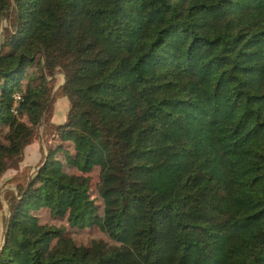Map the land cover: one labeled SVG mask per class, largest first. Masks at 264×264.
<instances>
[{"label": "trees", "instance_id": "1", "mask_svg": "<svg viewBox=\"0 0 264 264\" xmlns=\"http://www.w3.org/2000/svg\"><path fill=\"white\" fill-rule=\"evenodd\" d=\"M2 20L0 179L54 130L0 264H264V0H0ZM44 208L115 244H77Z\"/></svg>", "mask_w": 264, "mask_h": 264}, {"label": "rangeland", "instance_id": "2", "mask_svg": "<svg viewBox=\"0 0 264 264\" xmlns=\"http://www.w3.org/2000/svg\"><path fill=\"white\" fill-rule=\"evenodd\" d=\"M0 31L1 34H3V30L5 28H8V24L6 20H2L0 24ZM37 71V67L33 66L29 68V72L33 73ZM57 84L63 83L64 76L61 73L56 74ZM60 85H56L55 89L52 93L51 99H50V106L46 114V119L49 117L51 118L58 113V119L62 120L64 117L65 112L69 109L70 103L64 98V96L61 95V92L59 91ZM18 100V99H17ZM15 113H17V110H14ZM22 120L24 122L27 121V118L22 116ZM60 122V121H59ZM58 124V122H56ZM54 130V126L45 125V128L42 126L40 127L39 132L35 135L34 139L38 140L39 137H43L44 141L42 144L44 145V148H42V154L41 159L44 156V153L47 151V148L50 145L52 132ZM6 131V130H5ZM24 158V157H23ZM40 159V161H41ZM38 160V159H37ZM37 160L35 162H37ZM23 161V160H22ZM39 161V163H40ZM38 163V164H39ZM21 164V163H20ZM38 166V165H37ZM37 166H29L25 168V170H19L18 173L15 175L12 174V171H14V168L8 169L4 175L0 179V247L4 241V223L7 220L6 217H8L9 214V203L14 195L17 194V184L18 183H25L27 177L34 174L35 170L37 169ZM31 167V168H30ZM69 172H77L74 168H67ZM89 176L91 178V195L93 198H95L98 206L99 211L102 214L103 213V200L99 194V183H100V169L99 167H96L92 172L89 173ZM38 216L41 223L50 224V225H56V226H65L66 228V236L72 237L77 244H83V245H89L94 240H104L108 244L112 245L115 244V242L109 238L107 233L101 230V228L97 225L88 226L86 228H77V227H71L67 219L60 218L57 216H54L51 214L50 210L48 208L42 209L40 212H38ZM6 218V219H5Z\"/></svg>", "mask_w": 264, "mask_h": 264}, {"label": "crops", "instance_id": "3", "mask_svg": "<svg viewBox=\"0 0 264 264\" xmlns=\"http://www.w3.org/2000/svg\"><path fill=\"white\" fill-rule=\"evenodd\" d=\"M62 83V82H61ZM61 83H59L58 85H60ZM65 98V97H64ZM66 99V98H65ZM67 100V99H66ZM68 101V100H67ZM69 102V101H68ZM70 107V106H69ZM68 110L65 112L64 117L62 120H57L58 119V113L56 112V114L54 116H52L50 118V121H52L53 123H62L66 120V115H67ZM60 121V122H59ZM44 141L42 135L41 137H39L38 140H34V142H32L31 144H29L25 150H24V158L23 161L21 162L20 166L17 169H14V171H12V174L15 175L16 173H18L19 170H25V168L29 167V166H37L40 159H41V154H42V148H44V145L42 144V142ZM38 159V160H37ZM37 160V162H35ZM31 168V167H30ZM30 177V176H29ZM28 177V178H29ZM17 188V187H16ZM7 218V217H6ZM5 218V219H6ZM6 221V220H5ZM6 223V222H5ZM5 223H4V227H5Z\"/></svg>", "mask_w": 264, "mask_h": 264}, {"label": "built area", "instance_id": "4", "mask_svg": "<svg viewBox=\"0 0 264 264\" xmlns=\"http://www.w3.org/2000/svg\"><path fill=\"white\" fill-rule=\"evenodd\" d=\"M16 98L19 100V99L21 98V95L18 94V95L16 96Z\"/></svg>", "mask_w": 264, "mask_h": 264}, {"label": "water", "instance_id": "5", "mask_svg": "<svg viewBox=\"0 0 264 264\" xmlns=\"http://www.w3.org/2000/svg\"><path fill=\"white\" fill-rule=\"evenodd\" d=\"M4 238H5V234H4Z\"/></svg>", "mask_w": 264, "mask_h": 264}]
</instances>
